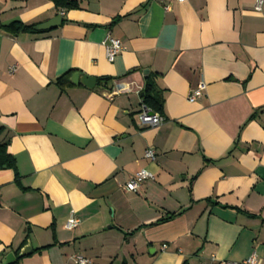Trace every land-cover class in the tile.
Segmentation results:
<instances>
[{"label":"crops","instance_id":"0c3cea01","mask_svg":"<svg viewBox=\"0 0 264 264\" xmlns=\"http://www.w3.org/2000/svg\"><path fill=\"white\" fill-rule=\"evenodd\" d=\"M253 4L82 0L57 12L51 0H0V145L14 163L0 167V264L252 253L264 264V0L261 12ZM56 16L46 31L5 30ZM107 35L124 47L112 62ZM74 74L95 87L73 85ZM149 75L163 99L156 128L137 120ZM140 170L154 178L126 191ZM71 215L78 226L67 230Z\"/></svg>","mask_w":264,"mask_h":264},{"label":"built area","instance_id":"2783aa9c","mask_svg":"<svg viewBox=\"0 0 264 264\" xmlns=\"http://www.w3.org/2000/svg\"><path fill=\"white\" fill-rule=\"evenodd\" d=\"M263 5V0H254L253 11L261 12ZM104 48L106 59L108 62H112L114 58L124 50V47L121 45L120 41L107 35L103 42L101 43ZM11 71H14L11 69ZM205 85L200 83L197 88L191 91L188 101L190 103L201 98L203 95V90ZM138 125L144 128H156L159 127L163 122L164 118L158 114H154L149 110L142 107V109L137 114ZM144 158L150 161H155V152L153 149H147L144 151ZM154 176L145 171H137L130 180L125 184L124 189L128 192H137L141 184L145 181L152 180ZM78 226V220L74 216H70L65 223V228L67 230L75 229ZM72 259L75 264H89V261L82 256L74 255ZM209 264H259L258 258L255 253H252L248 258L241 262H228L215 260L214 257L211 258V263Z\"/></svg>","mask_w":264,"mask_h":264},{"label":"trees","instance_id":"16d2710c","mask_svg":"<svg viewBox=\"0 0 264 264\" xmlns=\"http://www.w3.org/2000/svg\"><path fill=\"white\" fill-rule=\"evenodd\" d=\"M53 2L54 8L57 12L74 10L79 8V4L82 0H51ZM36 25H26L20 22H13L7 26H5V30L11 32L13 34L17 33H38L39 31L35 30ZM70 76V73L63 75L61 78L58 79L57 82H60L62 79H66ZM108 80V79H102ZM140 104L145 109L149 110L152 113L162 114V106H163V99L162 94L159 89L156 87L154 83V79L152 76H148L145 80V84L141 91L138 93ZM13 167V158L6 153V145H0V167ZM175 215H170L167 219L173 218ZM163 219L161 221H164ZM160 221V222H161ZM46 248V247H44ZM12 264H17L15 261Z\"/></svg>","mask_w":264,"mask_h":264},{"label":"water","instance_id":"95a60500","mask_svg":"<svg viewBox=\"0 0 264 264\" xmlns=\"http://www.w3.org/2000/svg\"><path fill=\"white\" fill-rule=\"evenodd\" d=\"M60 24H61V17L56 16L53 19L37 26L36 30L46 31V30L51 29L53 27L59 26ZM70 80H71V83L73 85H81V86L87 88L88 90H92L96 84L95 78L89 77L86 75L80 76L79 74H74V75H72ZM26 250L29 251V249L23 250L21 252V254L19 255V257L24 256L26 254ZM10 257L13 258V256H10Z\"/></svg>","mask_w":264,"mask_h":264}]
</instances>
